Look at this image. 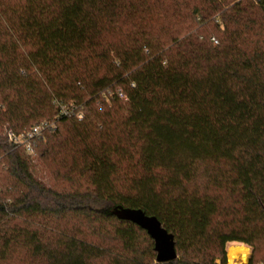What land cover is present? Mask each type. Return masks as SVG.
Wrapping results in <instances>:
<instances>
[{"label": "trees", "instance_id": "obj_1", "mask_svg": "<svg viewBox=\"0 0 264 264\" xmlns=\"http://www.w3.org/2000/svg\"><path fill=\"white\" fill-rule=\"evenodd\" d=\"M43 121L33 152L9 140ZM229 243L264 264V0H0V264H228Z\"/></svg>", "mask_w": 264, "mask_h": 264}, {"label": "water", "instance_id": "obj_2", "mask_svg": "<svg viewBox=\"0 0 264 264\" xmlns=\"http://www.w3.org/2000/svg\"><path fill=\"white\" fill-rule=\"evenodd\" d=\"M121 218H129L140 224L152 237L155 243L158 262H167L177 258L175 237L155 216L146 215L140 210H118Z\"/></svg>", "mask_w": 264, "mask_h": 264}, {"label": "built area", "instance_id": "obj_3", "mask_svg": "<svg viewBox=\"0 0 264 264\" xmlns=\"http://www.w3.org/2000/svg\"><path fill=\"white\" fill-rule=\"evenodd\" d=\"M62 113L68 114V110L63 109ZM49 127H54V124L48 121H43L42 123L35 125L31 130L20 134L10 130L8 132V138L14 144V146H24L29 152H33V143L40 139L43 132Z\"/></svg>", "mask_w": 264, "mask_h": 264}, {"label": "bare ground", "instance_id": "obj_4", "mask_svg": "<svg viewBox=\"0 0 264 264\" xmlns=\"http://www.w3.org/2000/svg\"><path fill=\"white\" fill-rule=\"evenodd\" d=\"M227 255L231 264L239 261L246 263L249 258V250L244 246H230Z\"/></svg>", "mask_w": 264, "mask_h": 264}, {"label": "rangeland", "instance_id": "obj_5", "mask_svg": "<svg viewBox=\"0 0 264 264\" xmlns=\"http://www.w3.org/2000/svg\"><path fill=\"white\" fill-rule=\"evenodd\" d=\"M230 246H244V247H246V248L249 250V258H248V261H247L246 263H242V261H239V262H236V263H234V264H247V263L249 262V260H250V256H251V253H252L251 248H249V247L246 246V245L239 244V243H229L228 246H227V254H228V249H229ZM227 258H228V255H227ZM228 264H231V263H229V259H228ZM232 264H233V263H232Z\"/></svg>", "mask_w": 264, "mask_h": 264}]
</instances>
